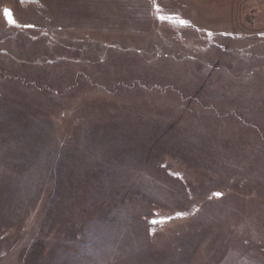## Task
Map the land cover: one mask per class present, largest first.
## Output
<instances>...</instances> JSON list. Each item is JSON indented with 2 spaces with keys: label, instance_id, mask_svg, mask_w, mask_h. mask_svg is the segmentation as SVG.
<instances>
[{
  "label": "rangeland",
  "instance_id": "obj_1",
  "mask_svg": "<svg viewBox=\"0 0 264 264\" xmlns=\"http://www.w3.org/2000/svg\"><path fill=\"white\" fill-rule=\"evenodd\" d=\"M0 264H264V0H0Z\"/></svg>",
  "mask_w": 264,
  "mask_h": 264
},
{
  "label": "snow or ice",
  "instance_id": "obj_2",
  "mask_svg": "<svg viewBox=\"0 0 264 264\" xmlns=\"http://www.w3.org/2000/svg\"><path fill=\"white\" fill-rule=\"evenodd\" d=\"M157 10L159 11L158 8H157ZM4 15L7 17L8 22L10 24H15L16 23V21L12 18V13L8 9H4ZM160 19L164 20V19H166V17L161 16ZM180 23L186 24L187 22L186 21H180ZM214 195L220 196L221 194L220 193H215Z\"/></svg>",
  "mask_w": 264,
  "mask_h": 264
}]
</instances>
